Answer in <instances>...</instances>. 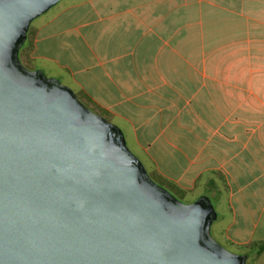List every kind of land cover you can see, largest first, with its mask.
<instances>
[{
	"label": "crops",
	"instance_id": "crops-1",
	"mask_svg": "<svg viewBox=\"0 0 264 264\" xmlns=\"http://www.w3.org/2000/svg\"><path fill=\"white\" fill-rule=\"evenodd\" d=\"M20 49L154 183L207 197L220 242L264 258V0H62Z\"/></svg>",
	"mask_w": 264,
	"mask_h": 264
},
{
	"label": "water",
	"instance_id": "water-1",
	"mask_svg": "<svg viewBox=\"0 0 264 264\" xmlns=\"http://www.w3.org/2000/svg\"><path fill=\"white\" fill-rule=\"evenodd\" d=\"M60 0H0V264H246L207 197L154 183L121 130L19 49Z\"/></svg>",
	"mask_w": 264,
	"mask_h": 264
},
{
	"label": "rangeland",
	"instance_id": "rangeland-1",
	"mask_svg": "<svg viewBox=\"0 0 264 264\" xmlns=\"http://www.w3.org/2000/svg\"><path fill=\"white\" fill-rule=\"evenodd\" d=\"M62 0H60L57 4H59L60 2H61ZM56 4V5H57ZM56 5H54V6H56ZM53 6V7H54ZM52 7V8H53ZM51 9V8H50ZM44 14V13H43ZM43 14H41L40 16H38V17H36L35 19H33L32 21H31V23H30V26H29V29H28V31H27V33L28 34H30V32H31V29L40 21V18H41V16L43 15ZM19 59H20V62H21V64L26 68V69H28V70H30L29 69V67L26 65V63L23 61L24 60V56H23V52L21 51V49H20V52H19ZM44 74L47 76V74L44 72ZM47 77H49V76H47ZM49 78H53V77H49ZM55 79H57V78H55ZM57 80H59V79H57ZM60 81V83H62L61 82V80H59ZM63 84V83H62ZM65 85V84H64ZM67 86V85H66ZM69 87V86H68ZM72 89V88H71ZM73 90V89H72ZM126 146H127V148H128V150L135 156V157H137V159H139L138 158V154H136V152H135V150H134V148L130 145V144H128L127 142H126ZM177 200H179L180 202H182V203H184V204H188L187 203V200L186 199H182V198H179L178 196H174ZM215 208V207H214ZM215 226V225H214ZM210 227V235H211V237L219 244V245H221L223 248H225L227 251H229V252H231V253H233V254H239L240 253V251L237 249V248H235V247H233V246H230V245H225V244H223L222 242H220L218 239H217V236H216V232H215V227ZM246 255H248V259L246 260V264H264V258L262 259V260H259V261H257V257L256 256H254L253 254H252V251H250V250H247V254Z\"/></svg>",
	"mask_w": 264,
	"mask_h": 264
},
{
	"label": "trees",
	"instance_id": "trees-1",
	"mask_svg": "<svg viewBox=\"0 0 264 264\" xmlns=\"http://www.w3.org/2000/svg\"><path fill=\"white\" fill-rule=\"evenodd\" d=\"M27 34H28V33H27ZM26 36H27V35H26ZM21 47H22V46H21ZM21 47H20V48H21ZM249 246H250V245H249ZM249 246H247V247H249Z\"/></svg>",
	"mask_w": 264,
	"mask_h": 264
}]
</instances>
